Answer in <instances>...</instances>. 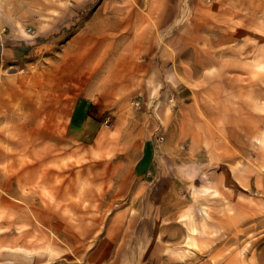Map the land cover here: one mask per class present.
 Instances as JSON below:
<instances>
[{"label": "crops", "instance_id": "crops-1", "mask_svg": "<svg viewBox=\"0 0 264 264\" xmlns=\"http://www.w3.org/2000/svg\"><path fill=\"white\" fill-rule=\"evenodd\" d=\"M200 3L198 0H143L134 4L109 0H0V154L5 155L0 167L22 170L23 186L60 185L67 176L66 169L74 165L64 163L66 157L85 159L95 153L103 159L108 149L119 153L120 146L124 147L123 152L126 147L134 154L130 166L132 178L149 191L154 188V193L149 192V200L157 207L167 200L173 201L177 184L190 182L183 177L186 169H190V156L194 159L199 152H209L218 159L211 167L226 166L230 169V181L250 185L251 178L243 175L244 168L237 165L236 148L244 146L247 152L254 138H264V75L255 84L235 77L245 70L232 59L236 52V47H232L235 33L211 35L216 41L212 52L209 48L193 50L203 56V64L208 67L201 71H219L234 77L216 81L214 76L212 92L195 91L190 86L177 88L174 93L180 106L178 114L168 115L163 106L160 122L150 115L144 124L140 117L135 121L134 116L130 120L120 114L115 118L114 133L118 138L111 139L113 145L106 142L109 136L94 120L104 111L99 104L113 102L122 89L112 86L110 90L108 85L90 87L88 74L124 72L123 58L130 56L175 55L170 44L174 41L180 42V56L184 55L183 50L191 52L188 34L172 33L171 29L175 24L187 26L189 10L201 7ZM128 8L133 9L132 16L129 13L123 17ZM214 9L222 10V21L236 18L264 25V16L252 18L244 12L232 11L264 10V0H215ZM194 19L199 25L201 17ZM126 24L141 26L140 31H132L133 46L125 47L129 39ZM155 26L160 28L158 32ZM204 37L209 40L208 35ZM107 57H120L109 70L103 68ZM137 63L151 69V65ZM84 78L88 81L85 87ZM142 88L137 94H144L141 98L147 103L157 88L154 90L151 85L149 89ZM93 109H97L95 115L91 113ZM158 124H162L160 134H164L161 151L155 139ZM93 135L92 143H87ZM180 144L188 146L187 152H181ZM205 167L210 164L206 162ZM122 181L125 184L126 179ZM57 189L66 192L61 187ZM15 199L24 200V195ZM165 210L155 209L154 212H160L157 222L166 215ZM158 231L162 232V227L160 230L155 227L156 236ZM151 242L155 244L157 239L153 237ZM161 247L162 244L154 249ZM155 255L160 258L159 252ZM167 255L160 264L170 261L172 256Z\"/></svg>", "mask_w": 264, "mask_h": 264}, {"label": "rangeland", "instance_id": "rangeland-1", "mask_svg": "<svg viewBox=\"0 0 264 264\" xmlns=\"http://www.w3.org/2000/svg\"><path fill=\"white\" fill-rule=\"evenodd\" d=\"M109 1L134 4L143 0ZM198 1L201 7L189 10V24H175L171 29L172 33L188 34L191 52L183 50L184 55L180 56V42L174 41L170 44L175 55L130 56L123 58L124 72L88 74L90 87L108 85L110 90L112 86L122 89L113 102L99 104L103 114L94 118L99 123L96 126L109 136L106 139L109 145L115 143L112 138H118L114 133L116 116L121 114L130 120L134 116L135 121L140 117L144 124L154 115L160 122L164 107L168 115L178 114L180 106L174 93L177 88L190 86L195 91L212 92L214 76L216 81L234 77L230 73L201 71L208 67L203 64V56L193 50L209 48L212 52L216 43L213 34L235 33L232 47H236V52L232 59L240 68L245 67L237 73V79L255 84L264 75V25L236 18L222 21V10L214 9L215 0ZM128 9L123 17L129 13L132 16L133 9ZM232 11L244 12L252 18L264 16V10ZM196 16L201 17L199 25L193 20ZM124 27L126 32L129 29L125 47L133 46L132 31H140L141 26ZM159 29L154 28L157 32ZM119 58H104L103 68L111 69ZM137 62L151 65V69L139 67ZM102 79L108 82L102 84ZM87 82L84 78V87ZM149 85L157 89L145 103L141 98L144 94L137 92L142 87L149 89ZM91 113L95 115L97 109ZM158 125L155 139L161 151L164 134H160L162 124ZM93 138L94 135L90 136L87 143H92ZM214 147L218 149V144ZM179 148L183 153L188 146L180 144ZM236 149L237 165L244 168L243 175L251 178L250 185L230 181V169L226 166L211 167L218 160L214 158L216 154L199 152L194 159L190 156V169L183 176L190 182L177 184L174 199L170 198L173 201L167 200L157 207L149 200V192L154 193V188L149 191L132 178L130 166L134 154L126 147L123 152L124 147L120 146L119 153L108 149L103 159L95 153L85 159L66 157L62 161L74 165L66 169L67 176L60 185L23 186L22 170L0 167V264H160L168 253L172 257L166 264H264V138H254L247 152L244 146ZM4 160L5 155L0 154V161ZM206 162L209 168L205 167ZM57 187L66 192L60 193ZM22 195L24 200L15 199ZM161 208L166 209V215L157 222L160 212L154 211ZM156 226L157 230L163 229L157 236ZM153 237L157 239L155 244L151 242ZM85 243L89 246L85 247ZM160 244L161 248L154 249Z\"/></svg>", "mask_w": 264, "mask_h": 264}]
</instances>
